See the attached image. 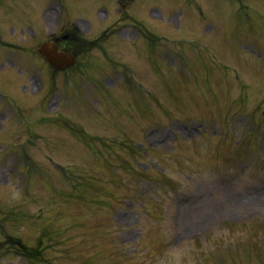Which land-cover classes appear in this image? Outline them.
<instances>
[{"label": "rangeland", "instance_id": "374dc122", "mask_svg": "<svg viewBox=\"0 0 264 264\" xmlns=\"http://www.w3.org/2000/svg\"><path fill=\"white\" fill-rule=\"evenodd\" d=\"M52 1L0 0V264H264V0Z\"/></svg>", "mask_w": 264, "mask_h": 264}, {"label": "water", "instance_id": "95a60500", "mask_svg": "<svg viewBox=\"0 0 264 264\" xmlns=\"http://www.w3.org/2000/svg\"><path fill=\"white\" fill-rule=\"evenodd\" d=\"M43 51L48 55L50 60L55 63H56L55 59L60 60L62 57L61 54L58 53L56 46H54L53 44H45L43 47Z\"/></svg>", "mask_w": 264, "mask_h": 264}]
</instances>
